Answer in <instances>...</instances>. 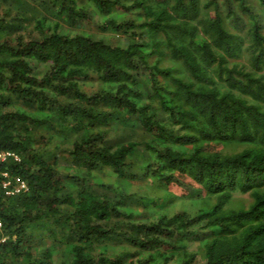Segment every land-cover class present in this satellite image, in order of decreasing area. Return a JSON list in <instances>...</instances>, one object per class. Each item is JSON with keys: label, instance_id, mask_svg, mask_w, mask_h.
I'll return each instance as SVG.
<instances>
[{"label": "trees", "instance_id": "obj_1", "mask_svg": "<svg viewBox=\"0 0 264 264\" xmlns=\"http://www.w3.org/2000/svg\"><path fill=\"white\" fill-rule=\"evenodd\" d=\"M263 18L0 0V150L21 157L0 172L29 187L0 191V264H264Z\"/></svg>", "mask_w": 264, "mask_h": 264}, {"label": "built area", "instance_id": "obj_2", "mask_svg": "<svg viewBox=\"0 0 264 264\" xmlns=\"http://www.w3.org/2000/svg\"><path fill=\"white\" fill-rule=\"evenodd\" d=\"M19 163L21 157L18 153L11 150H0V163ZM0 176L3 178L0 191L4 196L12 197L28 191V184L25 179L19 176L10 175L8 170H2ZM2 221L0 220V246L6 242L8 236L2 233Z\"/></svg>", "mask_w": 264, "mask_h": 264}, {"label": "rangeland", "instance_id": "obj_3", "mask_svg": "<svg viewBox=\"0 0 264 264\" xmlns=\"http://www.w3.org/2000/svg\"><path fill=\"white\" fill-rule=\"evenodd\" d=\"M44 2L46 1V0H43ZM77 1H84V0H77ZM81 4H83V3H81ZM33 5V4H32ZM84 5V4H83ZM1 9H4V6L2 5V8ZM42 11V10H41ZM12 14H10L8 17H7V19H8V21L10 22L11 20H12ZM264 19V18H263ZM19 23V21H16L15 22V24H18ZM89 25H86V28L88 27ZM83 28V27H82ZM25 29H26V24L23 22V23H21V24H19V26H14V27H10V30L12 31V32H15V33H24V31H25ZM83 29H85V28H83ZM93 31H95L96 33H99V34H101L102 36H104V37H106V39L107 40H109V41H111L112 43H122V42H124V40H125V35L123 34V32H121V33H118V34H115L114 33V31H109V30H107V31H97V30H93ZM112 131H113V129H112ZM122 133V132H121ZM111 180H112V182H115L116 181V179L115 178H111ZM136 190L137 191H140L141 189H139V188H137L136 187Z\"/></svg>", "mask_w": 264, "mask_h": 264}, {"label": "clouds", "instance_id": "obj_4", "mask_svg": "<svg viewBox=\"0 0 264 264\" xmlns=\"http://www.w3.org/2000/svg\"><path fill=\"white\" fill-rule=\"evenodd\" d=\"M7 241V240H6Z\"/></svg>", "mask_w": 264, "mask_h": 264}]
</instances>
